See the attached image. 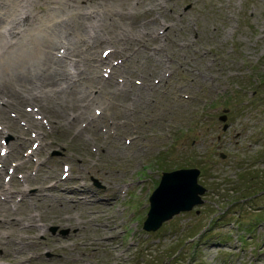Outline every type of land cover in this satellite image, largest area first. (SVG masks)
I'll return each mask as SVG.
<instances>
[{
    "label": "rangeland",
    "instance_id": "rangeland-1",
    "mask_svg": "<svg viewBox=\"0 0 264 264\" xmlns=\"http://www.w3.org/2000/svg\"><path fill=\"white\" fill-rule=\"evenodd\" d=\"M97 1H114L104 5L110 7L105 32L121 34L122 17L137 12L134 0ZM157 1L164 9L150 16L165 22L157 32L170 59L157 64L144 51H132V60L109 57L97 73L141 87L142 102L130 100L131 89L123 97L110 86L98 93L111 104L97 109L103 112L95 125L100 132L88 126L72 137L79 126L55 128L47 114L42 131L48 135L37 134V142L49 146L32 152L28 133L29 141L15 150L20 159H8L18 167L16 181L30 175V183H24L29 194L39 187L46 199L38 208L45 212L42 221L9 238L29 243L26 264H264V0ZM79 2L81 19L74 27L80 26L73 35L83 33L85 12L103 9L94 1ZM48 4L36 9L47 11ZM44 13L38 11L51 15ZM148 15L136 16L135 24ZM1 20L4 16L0 30ZM133 32H144L143 25ZM109 45H98L97 54ZM139 78L155 86L145 88ZM224 110L226 130L219 120ZM110 118L121 127L109 124ZM12 139L7 134L0 142ZM181 168L200 170L198 183L206 189L202 204L145 231L150 194L163 172ZM65 172L70 184L79 178L88 196L95 193L92 201L57 185ZM43 178L56 186L48 189L51 184L41 183ZM33 203L13 209V219L29 210L35 215ZM90 239L96 245H89ZM0 246V264H5L3 250L11 249Z\"/></svg>",
    "mask_w": 264,
    "mask_h": 264
},
{
    "label": "bare ground",
    "instance_id": "bare-ground-1",
    "mask_svg": "<svg viewBox=\"0 0 264 264\" xmlns=\"http://www.w3.org/2000/svg\"><path fill=\"white\" fill-rule=\"evenodd\" d=\"M88 1H94L96 5L100 4L103 9L94 6V9L85 12V17L89 20L81 25L83 33L73 35L72 31L79 30L80 26L74 27L81 19L80 7L76 5L77 2L80 3L79 0H0V13L3 14H0V19L4 16V20H1L4 22L3 30H0V140L7 134L13 137L5 145L0 142V245L11 249L3 250L5 255L1 257L6 260L5 264H9V259H20L19 264L28 262L27 253L24 252L29 243L21 240V244H16L9 238L24 231L21 229L23 227L29 229L32 225L35 227L37 225L35 223L42 221L45 214L44 211L39 210L40 203L46 200L45 197H41L43 190H38V187L36 192L29 194L24 185L31 181L28 174L23 176L22 181H16L14 178L15 169L18 167L12 166L8 159L13 156L20 159L17 156L18 152L15 153L16 147L29 141L28 133L33 138L32 152L49 146L44 141L37 142L39 134L43 137L48 135L42 131L47 121V114L55 128L68 129V127L79 126L72 137L84 132L88 126L90 130H95V125L101 120L103 113L97 110L99 105L105 108L111 105L104 103L98 93L107 91L110 86L120 94H126L125 91L131 89L134 97L130 100L133 103L136 100V103L140 104L143 96L141 87H134L132 83H129L130 85L116 83L115 76L107 80L98 77L97 73L109 57L119 55L126 58L128 56L127 61H129L134 58L132 51L141 50L157 64L163 57H166L167 61L170 59L164 45L160 44L162 36L157 32L159 29L157 26H164L165 22L159 21L157 16H150L154 11L156 13L158 10L163 11L160 1L134 0L137 12L127 18L122 17L125 20L120 28L121 34L117 31L105 32L107 31L105 18L109 16L110 7L104 8V5L112 4L114 1H101L103 3L97 0ZM47 2L51 3L48 4L50 8L47 11L43 8L36 9L37 5L47 6ZM38 11L45 12L44 15L46 13L51 15L45 18L46 16L42 17L43 14H38ZM141 15L148 16L135 24L134 19ZM139 25H143L144 32L134 33L133 30ZM80 43L85 46L84 49L80 47L82 46ZM103 44L111 45L106 47L109 49H102L99 57L96 49L98 45ZM113 68L116 70V67ZM123 69L126 70V66ZM142 80L140 79V83L145 88L151 90V86H155L148 80L142 83ZM78 85L81 86L79 89ZM93 87L98 91L96 95L93 94ZM90 105L96 106L92 109L94 113L89 111ZM109 121V124H114L115 128L121 127L115 119L110 118ZM124 125L123 128H125ZM95 131L100 132L98 129ZM4 170L5 174L2 176ZM38 171H40L39 167H37V173ZM69 175L70 173L67 172L62 176V181H59L57 185L61 184L60 186L66 192L83 193L84 195L80 194L79 200L92 201L91 198L95 193L90 192L88 196L86 194L88 191H85L84 184L78 180L79 178L76 179L77 183L70 184V181H66ZM46 180L47 178H43L41 183H45ZM54 182L58 181L54 180ZM42 186L44 187V184L40 185V188ZM54 186L56 185L51 184L48 189ZM17 197L18 200L15 201L14 198ZM30 202L35 207L37 205L35 211L37 213L34 215L29 210L27 216L14 220L12 210L16 212L19 206L28 205ZM50 202V204L54 203L52 200ZM3 237L7 239L2 240ZM95 242L97 241L90 239L89 245L94 246Z\"/></svg>",
    "mask_w": 264,
    "mask_h": 264
},
{
    "label": "water",
    "instance_id": "water-1",
    "mask_svg": "<svg viewBox=\"0 0 264 264\" xmlns=\"http://www.w3.org/2000/svg\"><path fill=\"white\" fill-rule=\"evenodd\" d=\"M219 116L226 130L227 110ZM200 170L198 168H181L163 172L158 185L149 196V209L142 228L145 231L157 230L165 221L173 216L192 210L202 204L206 189L198 183ZM198 212V211H197ZM54 231V228L51 229Z\"/></svg>",
    "mask_w": 264,
    "mask_h": 264
},
{
    "label": "trees",
    "instance_id": "trees-1",
    "mask_svg": "<svg viewBox=\"0 0 264 264\" xmlns=\"http://www.w3.org/2000/svg\"><path fill=\"white\" fill-rule=\"evenodd\" d=\"M248 173H249V171L248 172H245L244 175H247Z\"/></svg>",
    "mask_w": 264,
    "mask_h": 264
}]
</instances>
